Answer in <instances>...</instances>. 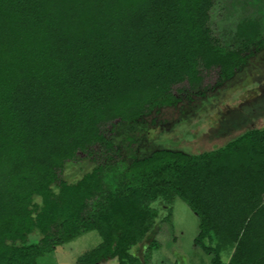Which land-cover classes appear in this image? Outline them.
I'll list each match as a JSON object with an SVG mask.
<instances>
[{"label":"trees","instance_id":"obj_1","mask_svg":"<svg viewBox=\"0 0 264 264\" xmlns=\"http://www.w3.org/2000/svg\"><path fill=\"white\" fill-rule=\"evenodd\" d=\"M213 4L0 0V264H36L86 230L99 241L75 264H150L155 239L140 258L128 247L151 228L156 211L148 203L159 196H175L196 214L192 242L210 264H264V126L199 153L132 157L112 187L101 163L74 183L61 178L78 153L111 146L105 123L172 103L174 84L195 87L211 68L221 78L239 68L258 23H235L240 47L226 45L207 25ZM34 231L39 238L28 242Z\"/></svg>","mask_w":264,"mask_h":264},{"label":"rangeland","instance_id":"obj_2","mask_svg":"<svg viewBox=\"0 0 264 264\" xmlns=\"http://www.w3.org/2000/svg\"><path fill=\"white\" fill-rule=\"evenodd\" d=\"M243 19L255 20L259 34L245 42L241 49L244 61L230 77L221 78L211 68L201 74L195 87L186 81L174 84L172 103L154 107L134 120L105 123L102 134L111 146H94L93 156L78 153L76 160L63 164L61 178L74 183L101 163L105 165L104 186L112 187L132 157L143 158L158 149L199 153L221 146L249 128L264 126V0H214L207 25L213 37L240 47L231 32ZM39 205L40 197L33 196L32 209ZM148 205L156 211L152 226L140 242L128 247L129 254L140 258L146 243L155 239L158 248L151 251L150 264H210L209 256L192 242L197 216L184 202L175 196H159ZM38 238L36 231L27 235L28 242ZM98 241L96 231H82L37 257L36 264H75L76 257ZM228 256L226 251L221 253L224 261ZM96 264H117V260L107 258Z\"/></svg>","mask_w":264,"mask_h":264}]
</instances>
